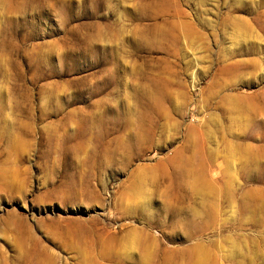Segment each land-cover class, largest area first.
<instances>
[{
	"label": "rangeland",
	"instance_id": "374dc122",
	"mask_svg": "<svg viewBox=\"0 0 264 264\" xmlns=\"http://www.w3.org/2000/svg\"><path fill=\"white\" fill-rule=\"evenodd\" d=\"M0 264H264V0H0Z\"/></svg>",
	"mask_w": 264,
	"mask_h": 264
}]
</instances>
